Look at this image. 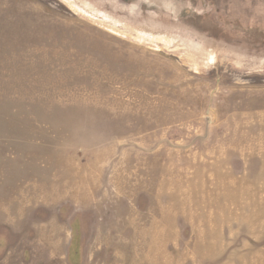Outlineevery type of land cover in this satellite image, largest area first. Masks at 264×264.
<instances>
[{
	"label": "rangeland",
	"instance_id": "1",
	"mask_svg": "<svg viewBox=\"0 0 264 264\" xmlns=\"http://www.w3.org/2000/svg\"><path fill=\"white\" fill-rule=\"evenodd\" d=\"M0 264H264V0H0Z\"/></svg>",
	"mask_w": 264,
	"mask_h": 264
}]
</instances>
